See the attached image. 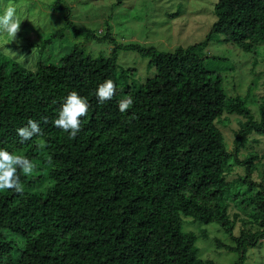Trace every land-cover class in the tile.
Wrapping results in <instances>:
<instances>
[{"label":"trees","instance_id":"obj_1","mask_svg":"<svg viewBox=\"0 0 264 264\" xmlns=\"http://www.w3.org/2000/svg\"><path fill=\"white\" fill-rule=\"evenodd\" d=\"M215 17L204 42L186 49L118 45L154 69L136 94L127 85L129 70L115 65L114 56L93 60L74 50L58 66L39 61L27 68L0 55V147L36 165L29 175L20 172L23 194L0 191V264H206L196 236L182 232L180 216L200 225L215 218L231 229L226 210L199 201L213 188L230 191L231 159L247 148L248 135L264 137V98L254 121L244 99L231 97L221 75L208 70L221 59L196 53L238 26L243 39L264 42V0H217ZM74 31L95 38L89 30ZM62 35L51 34L44 45ZM96 39L115 43L109 33ZM106 78L116 82L117 93L98 103L95 89ZM73 89L90 103L75 138L52 123ZM128 94L134 105L121 113L117 102ZM224 114L245 119L232 153L216 125ZM29 118L40 121L42 134L21 144L16 129ZM232 184L247 187L251 206L240 211L258 226L231 248L244 255L264 237V154L249 156L245 176Z\"/></svg>","mask_w":264,"mask_h":264},{"label":"rangeland","instance_id":"obj_2","mask_svg":"<svg viewBox=\"0 0 264 264\" xmlns=\"http://www.w3.org/2000/svg\"><path fill=\"white\" fill-rule=\"evenodd\" d=\"M216 3L217 0H0V14L5 6L15 5L24 20L16 40L11 42L7 33H0V55L9 63H17L4 51L8 47L18 55H24L25 63L30 58L27 68H33L39 61L58 66L74 50L93 60L114 56L115 65L129 70L127 85L136 94L154 75V69H148L147 58L117 46L139 44L154 47L158 52H173L178 47L186 49L200 44L216 22ZM55 5L64 10L54 9ZM66 14L73 28L67 27ZM74 30H89L95 38L87 37L84 32L77 34ZM56 32H62V37L44 45ZM106 33L115 40L114 44L110 40L96 39L103 38ZM226 34L228 37L215 35L196 53L221 59L209 63L208 70L221 75L229 95L243 98L252 119L259 122L264 98V42L255 38L243 39L244 32L239 26L227 29ZM244 121L243 117L234 114H224L216 121L227 152L234 151L235 132ZM245 144L247 148L237 154V159H231L233 167L226 175V181L231 183L230 191L213 188L199 201L216 211L226 210L230 220L234 221L231 229V225L223 227L215 218L208 225H200L180 216L182 232L196 236L198 256L206 264H235L239 257H243V264H264V237L244 255L231 249L235 248V240L242 232L258 230V226L251 223V217L240 211L251 206L248 198L245 199L250 196L246 193L247 187L232 182L245 176V161L249 156L262 157L264 137L252 133L246 137ZM140 172L143 169L140 168ZM184 193L189 195L187 190Z\"/></svg>","mask_w":264,"mask_h":264},{"label":"clouds","instance_id":"obj_3","mask_svg":"<svg viewBox=\"0 0 264 264\" xmlns=\"http://www.w3.org/2000/svg\"><path fill=\"white\" fill-rule=\"evenodd\" d=\"M22 20L15 5H7L0 14V33H7L9 39L16 40ZM19 43V41H17ZM4 51L12 56L17 63L29 65V60L25 63V56L18 55L8 47ZM117 93L116 82L111 78H106L99 83L95 89V96L98 103H105L113 99ZM134 97L128 94L125 98L117 102L118 110L125 113L134 105ZM90 108L89 100L79 91L73 89L62 97L58 114L52 123L61 129L68 136L75 138L82 130L83 117H86ZM47 123V117L42 118ZM16 134L23 144L30 141L34 136L42 134L39 120L29 118L27 123L16 129ZM36 165L25 155L17 154L8 148L0 147V191L12 190L15 193L23 194L24 186L21 182L20 172L25 175L31 174Z\"/></svg>","mask_w":264,"mask_h":264}]
</instances>
